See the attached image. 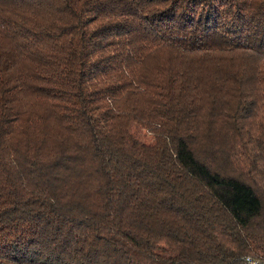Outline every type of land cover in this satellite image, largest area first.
<instances>
[{"label": "trees", "instance_id": "16d2710c", "mask_svg": "<svg viewBox=\"0 0 264 264\" xmlns=\"http://www.w3.org/2000/svg\"><path fill=\"white\" fill-rule=\"evenodd\" d=\"M264 263V0H0V264Z\"/></svg>", "mask_w": 264, "mask_h": 264}, {"label": "built area", "instance_id": "2783aa9c", "mask_svg": "<svg viewBox=\"0 0 264 264\" xmlns=\"http://www.w3.org/2000/svg\"><path fill=\"white\" fill-rule=\"evenodd\" d=\"M246 263H247V264H264V263H262V262L256 261V260L251 259V258H247V259H246Z\"/></svg>", "mask_w": 264, "mask_h": 264}]
</instances>
